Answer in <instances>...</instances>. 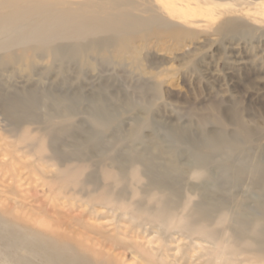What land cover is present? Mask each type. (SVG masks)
Wrapping results in <instances>:
<instances>
[{
    "label": "bare ground",
    "instance_id": "1",
    "mask_svg": "<svg viewBox=\"0 0 264 264\" xmlns=\"http://www.w3.org/2000/svg\"><path fill=\"white\" fill-rule=\"evenodd\" d=\"M74 1L77 0H0V71L7 74L25 72V82L31 80L30 74L35 73L40 84L53 85L56 82L61 85L70 79L83 78L81 74L85 76L84 73L93 72L96 60H100L101 63L112 62L115 66L126 62L141 74L143 70L137 57L142 48L135 44L137 38L146 40L150 34L167 33L182 41V36H195L193 28L233 12L231 5L234 4L221 0H154L158 3L160 15L141 17L124 10L126 4L122 0H103L99 4L84 2L81 5ZM251 3L258 5L262 0ZM75 4L76 9L66 8ZM145 10L138 11L148 12ZM155 24H159L160 30L145 29ZM240 26L241 23L231 19L223 21L220 29L226 33ZM40 64L42 72L37 71ZM24 91L27 98H12L8 109V116L12 119L11 131L19 132L15 136L19 143H24V149L56 162L59 168L52 183L57 184V188L51 193L78 197L82 199L84 211L95 216L110 214L114 223H123L134 231L153 232L148 243L158 241L160 244L143 249L114 238L96 242L98 238L89 239L84 236L87 232L79 231L78 222L75 225L70 221L51 223L46 213L37 220L35 217V221L32 214H20L13 204L12 209L19 213L18 216L12 215V209L0 210V264H124L122 257L127 250L135 255L133 264H167L160 249L175 234L188 240L189 248H197V241L209 245V248L198 245L205 250L201 256H207L204 264H264V201L247 210L236 202L230 205L231 199L217 191L210 193L205 185L206 181L214 180L209 166L215 162L211 154L231 152L227 154L230 159L243 152L241 141L250 136L249 128L241 124L239 134L235 136L217 130L205 137L204 132L194 134L185 129L172 130L170 138L178 143L185 142L191 153L194 165L186 171L176 158L175 148L174 151L164 150L161 139L151 138L149 147L152 149L149 155L146 154L143 149L146 140L141 131L153 123L149 116L138 118L129 134H123L120 123L114 126L112 114L90 113L88 121L94 130L88 132L81 143L85 146L89 142L95 147L107 139L115 127L118 135L112 132L109 138L122 146L113 150L107 143L102 145L101 158L96 163L87 164L89 159L80 148L69 156H62L63 151L51 148L50 156H46L43 142L46 138L57 139L58 131L76 130L75 118L79 111L74 104L86 100V95L69 89L44 91V99L50 100L56 108L45 110L43 125L37 127L41 135L34 136L37 140L33 143L27 141L26 129L18 130L29 120L40 121L36 91L26 90V87ZM13 95L17 97L16 93ZM92 95L98 97L96 104L103 106L101 92ZM125 106L132 107L128 101ZM49 109L54 112H47ZM18 113H21L19 120L16 119ZM82 144L76 146L82 147ZM124 146L128 152L122 158L117 152ZM204 146L212 153L201 152L200 148ZM226 162L223 159L221 165L230 169L229 177L233 183L253 174L254 167L240 163L231 167ZM93 165H97L96 171L85 173L86 168ZM156 168H159L160 175L153 173ZM171 172L183 177L186 174L183 178L186 182L179 189L167 181L166 173ZM255 182L261 183L264 197V167ZM193 197L198 200L194 201ZM96 205L104 212L100 213ZM31 219L38 224V229L29 225ZM187 257L190 258L189 254Z\"/></svg>",
    "mask_w": 264,
    "mask_h": 264
},
{
    "label": "rangeland",
    "instance_id": "2",
    "mask_svg": "<svg viewBox=\"0 0 264 264\" xmlns=\"http://www.w3.org/2000/svg\"><path fill=\"white\" fill-rule=\"evenodd\" d=\"M221 1L234 2L231 5L233 12L216 21L204 23L202 27L193 28L195 36H182L180 37L182 41L174 38V34L167 33L150 34L146 40L137 38L135 44L142 48L139 56L137 55V61L143 70L141 74L134 71L126 62L115 66L112 62L101 63L100 60H96L93 72H86L85 76L81 74L82 80L70 79L61 85L55 84L56 82L53 85L40 84L36 81L39 76L35 73L30 74L28 77L31 80L25 82L23 78L25 72L7 74L0 71V210L2 208L10 211L14 204L20 214L21 212L32 214L33 220L46 213L52 220L48 221L51 223L70 221L75 225V222H78L79 231L87 232L84 236L89 239L98 238L96 242L114 238L121 242H131L143 249L157 247L160 244L158 241L148 243L153 232L151 235L141 230L129 229L128 225L123 223H114L112 216L103 214L104 210L98 205L95 208L102 214L95 216L83 210L85 206L80 201L82 199L70 194H55L57 184L52 183V178L59 168L55 165L56 162L47 158L42 159L40 154H33L28 148L24 149V143H19L16 137L19 132L11 131L12 119L8 116V109L12 98L19 100L27 98L25 87L26 90L36 91L40 121L35 123L29 120L18 127L20 128L18 130L26 129L29 137L27 141L33 143L37 140L34 136L41 135L37 127L41 126V123L43 125L45 110L49 107L56 108L50 100L44 99L42 94L44 91L69 89L73 92L78 90V93L86 95V100L76 101L74 104L79 111L75 118L76 130L58 131L57 139L53 141L46 138L43 142L46 146L44 155L50 156V149L56 148L63 151L62 156H69L73 150L80 148L89 159L86 161L87 164L96 163L101 158L102 145L107 143L113 150L122 146L118 145L120 143H117V140L109 138L112 132L118 135L115 127L108 133L109 137L104 138L95 147L89 145V142L85 146L81 143L87 133L94 130L88 121L93 113L112 114L114 126L120 123L123 134L131 130L138 118L149 116L153 123L141 131V136L146 140L143 148L146 154L149 155L152 149L149 147V140L153 137L161 139L164 150L175 148L176 158H179L178 162L186 171L194 165L191 153L185 142L178 143L170 138L172 130L185 129L194 134L204 132V137L220 130L229 136H235L242 124L251 130L250 136L241 141L243 152L236 153L228 159L227 154L231 152L211 154L207 147L200 148L204 154H211L215 161L209 165L214 180L206 181L205 185L207 184L210 193L217 191L231 199L230 205L236 202L240 208L247 210L254 209L258 203L264 201L261 183L255 182L261 167H264V0L258 5L251 3L254 0ZM84 2L99 4L103 3V0L74 1L80 5ZM122 2L126 4L124 10L127 9V12L141 17L160 15L157 12L158 3L154 0ZM76 4L66 8L76 9ZM135 9L140 11L146 9L148 12ZM231 19L238 21L242 26L232 32H222L221 23ZM172 25L177 27L175 23ZM158 27L159 24H155L145 29L160 30ZM41 65L37 67L38 72L43 71ZM211 74H214V77ZM95 92H101L102 102H99L103 106L96 104L98 97L92 95ZM14 93L17 97H13ZM127 101L132 105L131 108L125 106ZM47 112L54 111L49 109ZM19 114L21 113L16 117L18 120ZM77 144H82V147H77ZM126 146L117 152L122 158L128 152ZM223 159L231 167L237 163L254 167L253 174L239 183H233L229 177L230 169L221 165ZM96 166L86 168L85 173L96 171ZM158 170L159 168H156L153 173L160 175ZM171 173H166L167 181L172 187L179 189L186 182L184 181L186 174L183 177ZM53 190L55 192L51 193ZM193 200L197 201L198 198L193 197ZM11 211L13 216L19 215L13 209ZM33 220L31 219L29 225L38 229L36 220ZM195 244L197 248H189L188 240L175 234L160 252L164 253L162 258L167 264H204L207 256L201 254H204L205 250L198 247L209 248V245L198 244V241ZM188 254L190 258L187 257ZM122 261L124 264H133L136 261L134 253L127 250L123 253Z\"/></svg>",
    "mask_w": 264,
    "mask_h": 264
}]
</instances>
